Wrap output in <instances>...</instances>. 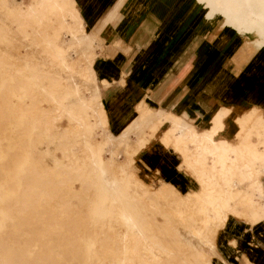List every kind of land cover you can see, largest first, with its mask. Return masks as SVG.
<instances>
[{
  "label": "rangeland",
  "instance_id": "1",
  "mask_svg": "<svg viewBox=\"0 0 264 264\" xmlns=\"http://www.w3.org/2000/svg\"><path fill=\"white\" fill-rule=\"evenodd\" d=\"M55 1L58 5L62 4L61 0H0V264H78L72 258L83 253V244L86 246L84 264H111L117 257L116 249L120 244L118 230L126 227V222L121 217L124 214L122 205L126 202L130 204L129 198L135 197L136 191L147 192L149 199L155 200L149 179L145 176L153 173V170L142 161L144 154L150 153L152 148L153 152L160 149L168 156H176L161 145V132L151 136L148 131L149 148L142 146L137 134L118 139L122 133L119 135L118 131L111 130L107 107L103 104L104 113L108 117L107 125L98 127L91 137L86 133V139L96 142L93 147L100 146L104 140L108 144L103 152L106 167L110 166V170L107 169L106 172L119 179L128 177L126 194L129 197L125 200L116 198L114 202L121 223L118 227H114L111 222L99 224L100 219L90 216L94 190L85 189V179L88 176L81 173L80 183L75 185L68 180L71 172L80 174L81 169L89 171V150L81 144L76 149L77 156L86 155L87 160H79L75 165L69 166V160L62 158L60 144L54 137L71 130L77 123L67 113L68 108L73 111L79 109L71 102L70 89H73L74 84L79 86L80 82H85L86 86H82L81 90L90 93L89 100L92 99L95 109L100 110L99 103H106V95L112 90L114 83L102 80L105 82L104 86L96 81L95 78L98 77L96 74L95 78L93 76L94 65L91 66V62L102 47L95 46L97 44L92 35L80 24H74L69 18L64 19L54 7ZM181 1L184 4L187 0ZM199 16L204 19L203 13ZM202 30H205L204 40L207 46H214L226 56L244 49L248 56L256 53L259 67L264 65V38L263 41L235 38L218 20L207 22L204 19ZM25 33L32 35V41L25 39ZM225 34H230L232 38L219 50V39ZM62 41L71 49L69 51L64 47L59 54L58 46ZM21 47L25 49L24 52L19 50ZM20 54H24L25 60ZM248 75L249 78L254 76L250 73ZM37 83H43L45 89H41ZM10 84L17 85V94L8 88ZM98 86L102 92L96 100L92 92ZM231 105L234 108L239 104L224 106ZM260 106L263 108L262 104ZM91 116V111L84 116L88 125L94 122ZM165 128L166 124L162 125L161 131ZM81 132L85 134L86 131L83 129ZM108 134H112L114 138L107 139ZM238 159L244 160L241 157ZM179 167L178 164L176 173L185 176L189 183L183 184L166 177L164 179L176 184L182 195H185L190 186H193L194 179L191 174L184 175ZM255 167L263 170L264 166L255 163ZM89 177L94 182L93 174L90 173ZM183 179L181 178L185 181ZM235 184L237 186L234 192L237 194L244 186ZM257 197V209L261 215L255 218L253 226L264 221V196L257 194ZM245 208L247 212L250 211L248 206ZM245 219L239 220L245 222ZM250 224L249 222L248 225ZM218 229L217 233L221 231ZM209 255L211 253H208L207 258H210ZM215 258L213 263L220 264Z\"/></svg>",
  "mask_w": 264,
  "mask_h": 264
},
{
  "label": "bare ground",
  "instance_id": "2",
  "mask_svg": "<svg viewBox=\"0 0 264 264\" xmlns=\"http://www.w3.org/2000/svg\"><path fill=\"white\" fill-rule=\"evenodd\" d=\"M61 1L62 4L59 5L55 1L54 7L61 12L62 17L71 19L74 24H80L87 32L85 21L75 0ZM187 1L191 2L189 10L198 14L203 13L207 22L221 21L235 38L246 37L250 40L263 41L264 0ZM226 34L219 39V50H222L232 38L230 34ZM25 39L32 41V35L25 33ZM64 47H67L69 51L71 49L62 41L58 46L59 54L62 53L61 50ZM19 50L24 52L25 49L21 47ZM101 52L102 50L95 55L91 66L94 65ZM20 57L25 60L24 54H20ZM92 72L95 78L94 69ZM95 79L105 86V82L98 78ZM122 79H126L125 76H122ZM37 84L41 89H45L43 83ZM15 86L10 84L8 88L17 94ZM82 86H86L83 81L79 86L74 84L73 89H70L72 90L71 102L79 109L73 111L68 108L67 113L75 118L76 125L71 130L55 135L54 140L59 142V152L62 158L69 160V166L75 165L79 160L86 161L87 156H77L76 149L81 147V144L82 147L88 148L89 171L81 169L80 174L71 172L68 180L74 185L78 184L81 173H85L88 176L85 179V189L94 190L90 216L100 219L99 224L105 225L106 222H111L114 227H118L121 223L115 211L114 202L116 198L125 200L129 197L126 194L128 177L119 179L115 177V174L114 177L112 174L109 176L106 170L110 166L106 167L103 158V152L108 144L104 140L100 146L93 147L96 142L86 139V133L88 137H91L98 127L107 125L108 117L104 113V103L100 102L101 108L96 110L92 103L93 100H89L90 93L87 91L84 93L81 90ZM100 92L102 90L98 86L92 92L93 98L97 100ZM252 103L248 106H234V108L233 105L221 106V110L213 113L214 116L206 128H199L189 121L175 118L165 110L153 108L154 105L146 100L137 106V120L118 139L137 134L142 146L149 148L148 131L151 136L161 132L159 139L161 145L164 149L171 150L177 157L180 171L184 175L191 174L194 180L193 186H190L188 192L182 195L178 186L165 181L159 170L145 174L149 179L152 187L151 193L155 200H150L147 192L140 193L135 190V197L129 198L131 203L126 202L122 205L124 214L121 217L124 218L126 227L118 230L120 244L116 249L117 257L111 264H214L212 260L218 256L214 243L215 235L219 231L217 228L224 229L231 218L242 220L246 218L245 222L248 224L250 222L253 226L255 218L261 215L257 209V194L264 196V167L263 170L255 167V163L264 166V106L261 108L259 101ZM88 111L92 112L91 118L94 120L89 125L84 119ZM165 124L166 128L161 131L162 125ZM83 129L86 131L85 134L81 132ZM108 138L113 139L114 137L108 134ZM149 151L153 152L152 148ZM240 157L244 160H239ZM40 170L43 169L40 168ZM90 173L94 176V182H91ZM228 175L230 176L227 177ZM235 183L244 186L237 194L234 192L237 186ZM246 206L250 208L249 212ZM210 237L213 242L210 241ZM81 248L83 253L74 255L72 258L78 264L85 262L86 246L83 244ZM208 253H211V256L209 255L211 260L207 258Z\"/></svg>",
  "mask_w": 264,
  "mask_h": 264
},
{
  "label": "crops",
  "instance_id": "3",
  "mask_svg": "<svg viewBox=\"0 0 264 264\" xmlns=\"http://www.w3.org/2000/svg\"><path fill=\"white\" fill-rule=\"evenodd\" d=\"M75 2L95 46L102 47L95 74L115 83L104 104L109 126L119 135L137 120L136 108L145 100L199 128H206L223 105L259 101L264 106V65L259 67L256 53L248 56L243 49L226 56L207 46L205 18L189 10L190 1ZM144 156L149 169L189 183L176 173V157L160 149ZM216 247L220 264H264V221L252 227L233 218L218 233Z\"/></svg>",
  "mask_w": 264,
  "mask_h": 264
}]
</instances>
